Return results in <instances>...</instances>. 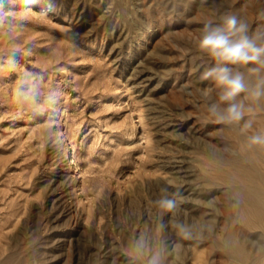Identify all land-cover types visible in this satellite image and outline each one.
<instances>
[{
    "label": "rangeland",
    "instance_id": "1",
    "mask_svg": "<svg viewBox=\"0 0 264 264\" xmlns=\"http://www.w3.org/2000/svg\"><path fill=\"white\" fill-rule=\"evenodd\" d=\"M30 3L35 12L14 46L31 54L19 57L18 71H43L46 85L63 88V143L45 142L42 119L16 118L18 73L0 72V264H126L131 237L155 230L162 187L182 193L185 221H216L200 239L165 233L174 245L167 264H262L263 228L247 226L233 206L245 167L225 161L246 146L235 137L240 126L208 114L219 89L203 79L214 61L196 40L225 14L264 28V0ZM8 48L0 38V52ZM245 103L248 133L262 131L264 111ZM231 225L248 242L244 262L222 248Z\"/></svg>",
    "mask_w": 264,
    "mask_h": 264
},
{
    "label": "clouds",
    "instance_id": "2",
    "mask_svg": "<svg viewBox=\"0 0 264 264\" xmlns=\"http://www.w3.org/2000/svg\"><path fill=\"white\" fill-rule=\"evenodd\" d=\"M35 12L30 0H23L15 7V0H0V38L6 39L9 48L0 52V72H17L13 101L19 111L16 118L25 115L30 120H43L46 125L45 142L60 147L63 138L57 124V112L64 96L59 86L46 85L43 71L21 68V56L31 54L29 48L15 47L19 35L26 27V13ZM40 15L47 16L48 9ZM198 49L214 61V66L203 73V79L211 80L219 89L218 101L208 105V114L215 122L227 126H240L241 133L253 128V121L245 119L252 111L245 101L264 99V28L252 31L250 25L235 14L223 15L219 22L205 23L197 37ZM241 122H243L241 124ZM249 149L264 147V130L247 136ZM233 206L240 199L233 197ZM155 208V230L138 231L128 242L126 264H167L174 245L165 238L172 231L183 240L200 239L215 229V219L185 221L179 216L184 203L182 193L160 189L158 198L152 201ZM210 204L212 202H209ZM167 217V219H166Z\"/></svg>",
    "mask_w": 264,
    "mask_h": 264
},
{
    "label": "bare ground",
    "instance_id": "3",
    "mask_svg": "<svg viewBox=\"0 0 264 264\" xmlns=\"http://www.w3.org/2000/svg\"><path fill=\"white\" fill-rule=\"evenodd\" d=\"M247 102L248 104L251 103V101L250 102L247 101ZM256 103L258 104L257 106H259V108L264 111V99ZM253 133H248V132L241 133L240 129L237 128L235 131V137L239 140L241 145L244 144L246 146L247 136ZM240 149L241 150L239 151L238 155L234 154L233 156H230L226 160L224 159L229 164H237V165L239 164L245 167V170L240 172L239 174L242 180L241 181L242 184L237 185L234 188L233 193L235 196H238L240 199L239 206L245 215V218H244L245 224L251 227H261L263 228V231L262 230L261 231L264 232V171L261 168L257 167L256 163H254L256 162L254 161L255 157L260 158L261 160L264 161V147L254 146L253 148L249 149L246 146L244 149L243 148H240ZM238 170H240V168ZM226 175H229V174H226ZM248 183H254V185H249ZM234 226L235 225H231L230 228L226 231L225 243L222 248L227 253V255L232 258V260L239 259L241 260V262H244L246 259L250 258L248 250H247L248 242L247 240H244V239L242 240L239 234L237 235ZM255 243L256 242L254 240H251L250 245L253 246L255 245ZM258 245L257 247H259ZM262 264H264V261Z\"/></svg>",
    "mask_w": 264,
    "mask_h": 264
}]
</instances>
